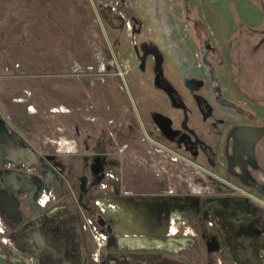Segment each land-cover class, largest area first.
Masks as SVG:
<instances>
[{
  "label": "rangeland",
  "instance_id": "1",
  "mask_svg": "<svg viewBox=\"0 0 264 264\" xmlns=\"http://www.w3.org/2000/svg\"><path fill=\"white\" fill-rule=\"evenodd\" d=\"M8 141L83 224L60 264H264V0H0Z\"/></svg>",
  "mask_w": 264,
  "mask_h": 264
},
{
  "label": "flooded vegetation",
  "instance_id": "2",
  "mask_svg": "<svg viewBox=\"0 0 264 264\" xmlns=\"http://www.w3.org/2000/svg\"><path fill=\"white\" fill-rule=\"evenodd\" d=\"M14 152H20V149L14 144L11 147ZM21 154V153H20ZM4 159L14 160L15 158L6 156ZM2 160L0 166H5L8 171L2 176L9 181V184L13 187L12 181H18L22 185L18 187H13L14 193L23 191L29 196V204L37 192V187L33 188L32 186L25 188L27 186L26 180L24 177L18 173L10 170L11 164L3 162ZM11 175H13L11 179ZM4 181V180H2ZM28 182V181H27ZM35 186V185H34ZM116 189L120 186V183L116 181ZM44 196L43 193L37 196L36 205L38 206L37 212L42 208L44 210L40 213H37L31 217H24V219L19 224H10L0 212V233L3 235V248L0 247V264H60V258H64L66 255L69 256L72 251L73 235L80 236L82 233L83 224H75V219L70 215H63L64 213L62 208L47 210L48 203L51 201V195L45 194L47 196L46 204L42 205L40 203V197ZM46 207V208H45ZM118 207V205H117ZM116 207V209H117ZM46 209V210H45ZM132 217L135 227L138 226L137 219L135 216ZM131 221V219H130ZM122 221L118 225L125 223V226H120L118 230L119 234L125 236H130V230L128 225L131 222ZM75 224V225H74ZM172 235H175L178 232L175 219L173 220ZM117 225V227H118ZM75 228V233L73 234L72 230ZM123 227V228H122ZM127 229V230H126ZM129 231V232H128ZM127 232L128 234H125ZM81 240V239H80ZM9 241V243H8ZM79 243V239L77 240ZM10 250V251H8ZM73 259L68 258L65 260V264H72Z\"/></svg>",
  "mask_w": 264,
  "mask_h": 264
},
{
  "label": "crops",
  "instance_id": "3",
  "mask_svg": "<svg viewBox=\"0 0 264 264\" xmlns=\"http://www.w3.org/2000/svg\"><path fill=\"white\" fill-rule=\"evenodd\" d=\"M259 8V6H257ZM260 10V8H259ZM262 22V13L261 17L258 21L260 24ZM254 24V22H253ZM256 24V23H255ZM14 143L8 141L6 142H0V164L4 157L9 156L12 158H17L20 155V152H14L11 148ZM13 175H11V179ZM13 187H18L19 185H22L18 181H12ZM13 187L9 184V181L5 178L4 181H1L0 183V212L4 216V218L10 223V224H19L24 217H31L35 212L38 210V206L35 204L34 200H31V203L29 204V210L28 209H22L18 203V200L15 197V193L13 191ZM28 203V202H27Z\"/></svg>",
  "mask_w": 264,
  "mask_h": 264
},
{
  "label": "built area",
  "instance_id": "4",
  "mask_svg": "<svg viewBox=\"0 0 264 264\" xmlns=\"http://www.w3.org/2000/svg\"><path fill=\"white\" fill-rule=\"evenodd\" d=\"M108 178L107 181L102 183V188L103 189H107L109 191H113L114 189H116V180H114L115 176L112 173H108ZM40 203L42 205L46 204L47 201V196H41L40 197ZM105 197L104 196H99V198L96 200V204L99 206L100 210L102 211H106L107 209H116L117 205L116 203H106L105 201ZM1 221V218H0ZM1 229V227H0Z\"/></svg>",
  "mask_w": 264,
  "mask_h": 264
},
{
  "label": "bare ground",
  "instance_id": "5",
  "mask_svg": "<svg viewBox=\"0 0 264 264\" xmlns=\"http://www.w3.org/2000/svg\"><path fill=\"white\" fill-rule=\"evenodd\" d=\"M125 234H128L127 232H124Z\"/></svg>",
  "mask_w": 264,
  "mask_h": 264
}]
</instances>
